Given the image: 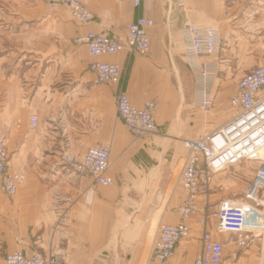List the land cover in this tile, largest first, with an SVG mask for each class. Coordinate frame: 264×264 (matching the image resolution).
Segmentation results:
<instances>
[{"label": "crops", "instance_id": "1", "mask_svg": "<svg viewBox=\"0 0 264 264\" xmlns=\"http://www.w3.org/2000/svg\"><path fill=\"white\" fill-rule=\"evenodd\" d=\"M81 1L93 14L88 24L66 5L51 9L50 0H0V135L9 169L21 176L13 196L0 183V264L14 251L55 255L58 264H162L150 252L159 225L180 222L185 141L229 120L240 78L264 63V0H143L139 8L131 0ZM140 16L155 22L146 55L94 56L76 42L90 32L124 39ZM189 26L216 27L218 52L195 62L187 54ZM97 61L121 64V82L97 83L90 69ZM121 91L137 107L157 103V133H131L117 111ZM205 92L215 99L209 111L194 106ZM97 145L110 147L111 186L65 162ZM224 195L213 187L201 192L190 235L163 264H193L201 255L205 199L207 229L224 245L222 264H260L259 241L242 248L236 231L219 228L221 201L243 197Z\"/></svg>", "mask_w": 264, "mask_h": 264}, {"label": "built area", "instance_id": "2", "mask_svg": "<svg viewBox=\"0 0 264 264\" xmlns=\"http://www.w3.org/2000/svg\"><path fill=\"white\" fill-rule=\"evenodd\" d=\"M136 8L143 0H131ZM66 5L72 17L80 24H88L93 14L81 0H50L49 7ZM155 25L151 18L138 17L128 27L124 39L106 34L90 32L76 39L85 43L91 55L115 54L129 49L133 53L148 54L151 40L148 28ZM187 54L193 58L200 55H213L221 46L220 33L216 27L189 26ZM191 68V66H190ZM90 69L96 74L97 83L119 84L123 78V67L119 63L93 62ZM209 78L207 71L200 73ZM208 83H204L206 89ZM117 111L127 128L137 136L157 133L155 114L157 103L148 101L143 107L133 105L129 96L121 91L117 96ZM215 99L205 92L195 101L194 106L209 111ZM233 116L209 134L186 140L188 150L180 174L184 200L178 209L180 222L161 223L151 248L150 258L158 263H167L174 255L179 242L190 235L188 219L199 209L201 192L207 193L214 174L227 170L246 160L259 161V167L246 187L242 198L223 199L219 206L218 219L221 230H233L239 235L238 243L242 248L261 243L260 264H264V63L245 73L238 82L237 91L230 98ZM39 118L33 115L31 126L38 125ZM65 162L77 172L88 173L97 183L111 186L115 180L108 175L111 165V150L107 145L90 147L82 159L65 156ZM21 176L9 169V153L4 138L0 135V183L6 194L13 196L18 192ZM205 215L200 218L204 225L202 232V252L193 264H222L224 245L213 239L207 229L210 208L209 200L204 202ZM6 264H58L55 255L45 258L36 253L14 251L8 253Z\"/></svg>", "mask_w": 264, "mask_h": 264}, {"label": "rangeland", "instance_id": "3", "mask_svg": "<svg viewBox=\"0 0 264 264\" xmlns=\"http://www.w3.org/2000/svg\"><path fill=\"white\" fill-rule=\"evenodd\" d=\"M190 78L193 79V81H196V78L190 74ZM232 113V116L234 114L232 109L228 110V114ZM259 167V161L257 160H246L243 161L237 165L234 166H230L229 168H227V173L225 174V180L220 182L217 181L215 182L214 174L212 179H211V183H210V187H213L214 192H225V195L223 197H241L244 195L243 190L249 185V183L251 182V179L253 178V176L255 175L257 169ZM224 172V171H222ZM221 173V172H220ZM229 183L228 185L225 183ZM220 183V184H219Z\"/></svg>", "mask_w": 264, "mask_h": 264}, {"label": "bare ground", "instance_id": "4", "mask_svg": "<svg viewBox=\"0 0 264 264\" xmlns=\"http://www.w3.org/2000/svg\"><path fill=\"white\" fill-rule=\"evenodd\" d=\"M262 155L264 156V149L262 150Z\"/></svg>", "mask_w": 264, "mask_h": 264}]
</instances>
